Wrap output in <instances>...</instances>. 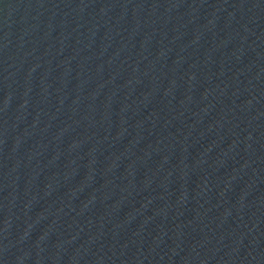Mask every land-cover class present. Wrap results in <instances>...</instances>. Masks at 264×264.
I'll list each match as a JSON object with an SVG mask.
<instances>
[{"label": "water", "instance_id": "1", "mask_svg": "<svg viewBox=\"0 0 264 264\" xmlns=\"http://www.w3.org/2000/svg\"><path fill=\"white\" fill-rule=\"evenodd\" d=\"M0 264H264V0H0Z\"/></svg>", "mask_w": 264, "mask_h": 264}]
</instances>
